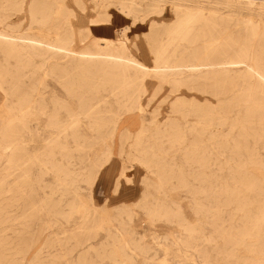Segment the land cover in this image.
<instances>
[{"label": "rangeland", "instance_id": "rangeland-1", "mask_svg": "<svg viewBox=\"0 0 264 264\" xmlns=\"http://www.w3.org/2000/svg\"><path fill=\"white\" fill-rule=\"evenodd\" d=\"M14 1L16 4L8 9V14L2 16L0 29L9 28L8 30L19 32L20 29H26L30 25L31 16L28 2L25 1V8L19 9L16 1L20 0ZM136 1L139 22L133 26V31H129V43L133 45L135 40H139V48L141 47L139 55L144 61L146 58L152 63L148 40L143 32L148 29L154 18L159 22L173 20L174 5L170 0H162L159 6H163V11L157 13L153 11L155 9L153 0ZM185 1L184 7L194 6L197 2H201L208 9L220 6V13L229 19L226 24L230 31L227 32L226 38L233 40L230 52L236 53L242 47L247 49L246 63H228L222 66L225 71L216 72L219 78L226 72L229 90L217 94V81L199 79L201 75H207L208 71L213 69V66L200 65L190 75H188L190 72L182 73L186 75L188 81L181 86L179 92L191 101L198 98V102L196 107L190 109L181 119L185 130V138L181 143L173 141V134H162L154 124L145 131L147 136L144 135L139 147H133L125 142L124 150L121 151L122 139L125 140L126 136L119 133L112 135L115 141L113 154L108 161L109 164L107 163L102 171L106 168L111 169L112 175L117 174L121 171L124 160H127L133 152L139 157L136 160L138 162H135L134 167L128 170L127 174L133 178L128 188L133 186L135 192L127 199L104 200V194L98 190L95 182L93 186L97 198L95 202L110 206L101 205L105 210L103 212H106L107 218L104 219H107V223L103 224L96 235L92 236L91 233L90 238H84L78 245L77 240L70 237V234L71 230L78 228L82 220V212H75L68 223L60 214L47 211L45 207L40 211L37 220L29 221L21 216L15 217L22 209L13 193L1 194L0 254L5 261H10L12 258L11 264H27V261L23 260L22 253L16 252L17 244L26 247L25 242H21L22 237L16 236L21 233L25 237H31L30 251H34L33 255L36 250L41 249L42 258L50 259L54 264H162L161 261L164 259H167L166 264H264V0ZM8 2L6 1L7 4ZM64 3L74 8L71 16L81 13L82 9L95 17L104 9L103 5L106 3L115 14L112 18L122 17L120 23L125 22V24L133 22V13L121 0H64ZM143 17L146 18L144 22L141 21ZM75 28L78 31L77 25ZM89 28L88 26L80 29L77 34ZM115 30L113 35L117 38L120 32L119 29ZM31 31L36 30L33 28ZM197 39L195 45L197 48H202L203 38L197 37ZM166 40L165 38L164 42ZM89 41H81L76 35L74 47L81 49ZM169 46L172 51L173 46L176 47L177 44L171 43ZM182 48L183 45L179 47ZM40 59V55H35V64H39ZM12 60L14 62V59ZM35 64L26 68L28 73L36 66ZM26 78L27 81L30 80ZM159 83L158 77L146 80L149 90L141 100L144 108L126 114L120 122L122 129L129 127L133 131L139 130L142 117L148 118L147 122L150 123L152 111L157 108L161 111L157 118L159 122L168 123L170 118L165 116L167 112L170 113L172 100L177 93L171 95L167 101H162L163 97L170 93L171 88L165 82L162 91L151 99V93ZM218 84L222 85L223 81ZM52 88L57 92H65V88L57 83L55 77L44 76V83L38 85L35 97L39 98L41 92L48 96ZM101 93L108 94V91ZM208 100L211 101L209 105ZM4 101L5 92L0 86V113L6 112ZM224 104L227 105L226 111L223 108ZM203 114H207L210 120L201 119L200 115ZM175 115L181 117V114ZM224 115V118H219ZM33 125L37 131L27 134L28 139L21 142V153L28 155L33 165V177L39 173L41 165L49 166L50 170L45 174V180L55 185L59 178L52 165L54 163L68 165L75 172L71 177L62 180L61 190H63L55 193V197L64 194L63 197L71 198L72 192L65 186L76 183L79 186L78 192L92 206L87 171L97 154L102 153L105 148L104 141L100 140L93 144L87 152L76 150L72 135L60 136L53 131L43 130L40 126L37 128L36 120L33 121ZM88 136L94 139L103 135L92 129L89 130ZM60 144H66L69 152L59 149ZM142 157H148L147 159L152 160V163H154L152 158L165 161L167 170L173 167L169 178H165L167 180L163 181L161 188L155 187V181L160 182L162 178L158 173V166L142 164L139 162ZM4 165L5 160L2 158L0 162L2 173L5 172ZM151 170L154 171L153 180L144 176L146 174L149 176ZM180 171L184 174L183 180ZM8 179L13 181L17 178L10 176ZM122 180L125 182L126 178ZM32 182L35 185V181ZM13 184H16L15 181ZM37 187V197L40 198L44 194V189ZM145 189L151 192L152 200H164L172 207L174 210L172 220L165 218L152 220L140 206L134 210L130 219L126 213L119 214L118 209L113 206L142 198ZM33 193L36 195V190ZM8 203L14 204L8 207ZM8 209L13 216L10 221L6 218ZM181 222L184 224H180ZM185 222L189 226L194 225L196 230H188ZM90 224H93V221ZM27 228L31 229L30 233L24 232L23 229ZM8 236L12 240L11 243H8ZM133 236L141 238L145 244L154 248L145 255L129 247L128 250L132 252L131 258L120 255V258L126 259V262H121L111 255L112 249L118 250L121 243L127 242Z\"/></svg>", "mask_w": 264, "mask_h": 264}, {"label": "bare ground", "instance_id": "bare-ground-1", "mask_svg": "<svg viewBox=\"0 0 264 264\" xmlns=\"http://www.w3.org/2000/svg\"><path fill=\"white\" fill-rule=\"evenodd\" d=\"M6 1H9V4ZM25 1L29 4L28 11L31 16L30 25L27 27L29 30L22 28L19 32H14L8 30L9 28L0 29V86L5 92L4 106L6 108V112L0 113V162L2 158L5 160V172L0 171V195L4 192L13 193L17 204L21 205L22 209L21 213L15 217L21 216L29 221L37 220L41 214L40 211L45 207L47 211L60 214L68 223L75 212H82V220L78 228L71 230L70 234V237L77 240L78 245L84 238H90L91 233L92 236L96 235L102 229L103 224L107 223V219H104L106 212H103L105 210L101 205L106 207L109 205L95 202L97 198H95L93 186L113 154L114 134L119 133L126 136L125 140L122 139L121 151L124 150L125 142L133 147H139L146 135L145 131L152 124L158 127L162 134H173V141L181 143L185 138L181 119L190 109L193 110L198 102V98L191 101L179 92L181 86L188 81L186 75H182V73L190 72L188 74L190 75L200 65L213 66L212 71H208L209 74L201 76L199 74V79L207 78L217 81V94L223 91L226 93L229 90L226 72L220 76L221 78L216 72L225 71L222 66L228 63H246L247 49L242 47L236 53L230 52L233 40L226 38L227 32L230 31L226 24L229 19L220 13V6L208 9L201 2H197L194 6L184 7L185 0H170L174 5L175 18L169 22H159L154 18L148 29L143 32L148 40L153 60L152 63H149L146 58L144 61L143 57L139 55L141 51L139 40H135L133 45L129 43V31H133V26L139 22L135 7L136 0H121L125 7L133 13V22L120 27V35L117 38L113 34L91 38L92 30L89 28L80 31L82 41L90 40L81 49L74 47L79 31L71 23V14L74 13V8L65 5L64 0H20L16 1L19 9L24 7ZM153 1L155 2L153 11L162 12L163 6H159L162 0ZM14 4H16L14 0H0V21H3L2 16L8 14V9ZM103 8L92 19L94 22L107 23L114 20L112 18L114 13L108 4L105 3ZM145 20V17L141 19L143 22ZM33 28L36 31H31ZM197 37L203 38L202 48H197L195 45ZM165 38L167 40L164 42ZM171 43L177 44L176 47L173 46L172 51L169 46ZM181 45L183 48L179 49ZM35 55L41 56L39 64H35ZM34 64L36 66L28 73L26 68ZM210 73H213L211 74L213 76ZM46 75L55 77L57 83L65 88V92H57L55 88H52L48 96L41 92L39 98L35 97L38 85L44 83ZM26 77L30 80L27 81ZM152 77H158L160 83L151 93V99L157 97L162 91L165 82L171 88L170 93L168 92L162 101H167L171 95L177 93L172 100L170 113L167 112V116H165L170 120L166 124L159 122L157 118L161 111L160 108H157L152 111L150 123L147 122L148 118L142 117L139 130L133 131L129 127L122 129L120 122L126 114L144 108L141 100L149 90L146 80ZM222 81L223 84L219 85L218 83ZM103 91H108V94L101 93ZM207 104H211V101L208 100ZM223 108L226 111L227 105L224 104ZM175 114H181V117ZM207 117V114L200 115L201 119L210 120ZM222 117L224 118L225 115L219 118L222 119ZM34 120L37 122V128L40 126L43 130L53 131L60 136L72 135L76 150L87 152L93 144L100 140L104 141L105 148L102 153L97 154L87 171L92 206L78 192L79 186L76 183L72 186H65L68 191L72 192L71 198L63 197L64 194L58 198L55 197V193L63 190H61L62 180L71 177L75 172L68 165L61 163L52 165L59 178L55 185H51L48 180H45V174L50 170L49 166L41 165L39 173L33 177V165L29 156L21 153V142L28 139L27 134L37 131L33 125ZM92 129L97 130L98 134L103 136L92 139L88 136L89 130ZM59 149L69 152L66 144H60ZM194 149L193 147L192 150ZM137 158L139 157L131 152L128 159L124 160L117 178L116 191L123 178H126V181H133L127 171L134 167L135 162H138ZM147 158L142 157L139 162L158 166V173L162 178L160 182L155 181V187L161 188L163 181L167 180L165 178H169L173 167L171 166L167 170L165 161L152 158L154 160L152 163V160ZM153 172L151 170L149 176L148 174L144 176L153 180ZM180 175L183 180V172L180 171ZM10 176L17 179L9 181L8 177ZM14 181L16 184H13ZM32 181H35V185ZM67 183L69 184V182ZM71 183L73 182L71 181ZM37 186L44 189V194L40 198L37 197ZM35 190L36 195L33 193ZM150 195L151 192L145 189L142 198L131 203L121 202L113 206L118 209L119 214L126 213L130 219L138 206L142 207L152 220L171 219L174 214L172 207L164 200H152ZM12 204L8 203V207ZM1 209L0 205V214L2 215ZM10 211V209L7 211V221L12 220L13 217ZM91 220L93 224H90ZM186 228L190 231L196 230L194 225H187ZM23 230L26 233L31 232L29 228ZM16 236H21V242L26 244L24 248L17 244L16 252L22 253L23 260L27 261V264H54L52 260L42 258L43 250L41 249L36 250L35 255L32 251V254L30 251L31 237H25L21 233ZM7 239L8 243H11L12 240L9 236ZM119 247L118 250L112 249L111 255L121 262H126V259L120 258V255L132 257V252L128 250L129 247L145 255L154 248L135 236L130 237L127 242L121 243ZM166 261L167 259H164L161 263L166 264ZM5 262L11 264L12 258L10 261H5L0 254V264H5Z\"/></svg>", "mask_w": 264, "mask_h": 264}, {"label": "crops", "instance_id": "crops-1", "mask_svg": "<svg viewBox=\"0 0 264 264\" xmlns=\"http://www.w3.org/2000/svg\"><path fill=\"white\" fill-rule=\"evenodd\" d=\"M94 17L95 15L87 14L86 10L84 11L81 9V13L79 14L76 13L75 16L73 15L71 16V23L77 25L78 30L89 26L93 32L91 33V38L103 37L105 35H112L114 29L116 30L119 29L116 27H120L119 25L125 24V22L120 23V21H122V17L121 18L117 17L113 21L107 23L94 22L92 20ZM78 38L81 40L80 33H78ZM120 172H118L117 174L114 173L112 175L111 169L109 170L105 168L104 171H101L100 176H98L99 179L97 178L96 186L98 190L104 194V200H109L111 198L120 199V200L127 199L128 197H131V195L135 192V188H133V186H130L128 188V184L132 183V181L123 182V180H120L118 190L116 191L115 188L117 185V178Z\"/></svg>", "mask_w": 264, "mask_h": 264}]
</instances>
